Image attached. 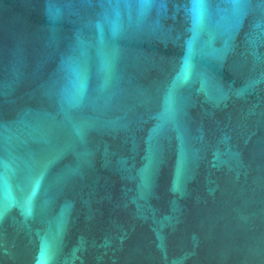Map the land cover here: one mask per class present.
Masks as SVG:
<instances>
[{
    "label": "water",
    "instance_id": "1",
    "mask_svg": "<svg viewBox=\"0 0 264 264\" xmlns=\"http://www.w3.org/2000/svg\"><path fill=\"white\" fill-rule=\"evenodd\" d=\"M0 264H264V0H0Z\"/></svg>",
    "mask_w": 264,
    "mask_h": 264
}]
</instances>
